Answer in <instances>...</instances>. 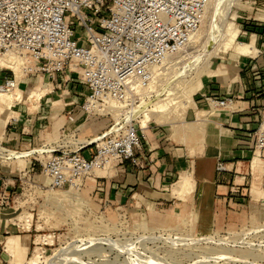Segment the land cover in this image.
I'll return each mask as SVG.
<instances>
[{
  "label": "crops",
  "instance_id": "crops-1",
  "mask_svg": "<svg viewBox=\"0 0 264 264\" xmlns=\"http://www.w3.org/2000/svg\"><path fill=\"white\" fill-rule=\"evenodd\" d=\"M250 4L253 11L264 8V0H250ZM245 13L248 15L243 17L242 30H239L244 43L237 42L238 34L236 44L246 49H231L232 53L211 63L208 73L202 77V88L195 98L188 127L181 125L174 132L149 124L144 131L143 169L126 163L104 176V191L98 195L105 203L174 210L183 207L195 212L197 226L205 232L240 227L263 205L264 19H255L253 12ZM5 76L13 77L9 71H0V82ZM44 77L50 82L47 75ZM72 84L73 90L61 100L53 96L54 84H48V89H41L44 87L39 85L34 91L42 97L34 105L35 111L23 103L7 121L2 119L1 127L8 124L4 133L8 151L46 146L43 142L47 139H50L48 146H56L57 134L61 144L81 146L109 130L113 124L110 117L87 115L81 110L86 96L82 90H87L80 84ZM207 98L231 99L232 103L217 107L210 105ZM255 133L261 136L263 147H257ZM86 153L90 158L94 148L82 152L88 158ZM220 162L225 167L223 172L217 170ZM185 174L194 187L190 194L178 196L172 188ZM5 178L0 177V185ZM12 190L10 187L7 193L11 198ZM9 226V220H0V239L8 235ZM23 239L31 241V236ZM0 264H3L2 255Z\"/></svg>",
  "mask_w": 264,
  "mask_h": 264
},
{
  "label": "built area",
  "instance_id": "built-area-1",
  "mask_svg": "<svg viewBox=\"0 0 264 264\" xmlns=\"http://www.w3.org/2000/svg\"><path fill=\"white\" fill-rule=\"evenodd\" d=\"M210 0H0V59L9 52L31 58L37 73L52 81L65 78L87 90L81 110L110 117L109 130L81 146L44 150L42 173L53 189L80 190L96 170L129 163L143 169L144 131L134 107L152 97L157 70L178 55L201 27ZM0 71H7L0 68ZM72 74L78 75L76 81ZM15 76L3 77L0 89L11 90ZM226 107L231 99L207 98ZM116 105L118 107H116ZM151 124V123H150ZM257 147H263L255 133ZM94 148L90 158L82 155ZM8 150L6 149L5 152ZM219 172L224 164L217 166ZM106 177H95L104 191ZM10 183L1 181L0 210L9 207Z\"/></svg>",
  "mask_w": 264,
  "mask_h": 264
},
{
  "label": "rangeland",
  "instance_id": "rangeland-1",
  "mask_svg": "<svg viewBox=\"0 0 264 264\" xmlns=\"http://www.w3.org/2000/svg\"><path fill=\"white\" fill-rule=\"evenodd\" d=\"M219 1L220 3L222 2L219 8L223 10H220L222 15L220 14L216 18L218 21L217 24L221 21V24L233 22L239 30H242L241 21L243 17L248 15L245 11L253 12L252 17L255 19H264V8L253 11L250 0H241L239 7L232 8L226 6L229 4L227 2L228 0H217L214 2L218 3ZM207 17V20L212 17V9L209 10ZM207 26V24H204L200 27L202 35L197 43L184 49L178 55H175L173 57L174 60L166 65L165 68H162L159 79L153 85L154 88L149 90V93H152V97L150 96L149 99H144V102L147 101V103L150 101L155 102L157 92L160 94L163 93L160 96L162 100L167 99L169 101V99H175L173 100L175 105L171 106L170 110L163 116L169 122L166 125L165 123L161 124L165 129H171L176 132L181 125L188 127V124L192 122L191 112L195 108V98L202 88V77L208 73L211 63L218 62L220 57H225L227 54L233 52L228 51L224 53L218 51L219 41L217 42V39L214 41L216 34L213 35L214 32H209L210 30L208 31ZM237 42L244 43L240 33ZM22 57H25V55ZM195 59L196 67L188 69L180 76V68L188 64V62H194ZM25 60L26 65L19 82V88L22 89H20L23 95L22 100L16 102L17 107L14 106L7 111L6 108L2 107V102H0V150H3V154H7L5 152L4 133L8 124L4 128L1 127L2 119L7 121L10 115H14L13 113L18 110L19 106H23V103L28 105L30 111H35L33 108L36 99L34 98L32 100L33 104L28 101V96L32 91L38 89L39 85L44 87L41 89H48V84H54L56 91L53 93V96L61 100L63 95H68L73 90L70 88V84L74 82H64L65 78H62L61 81L57 79L54 82L52 80L48 82L47 77L36 72L37 69L34 68L35 65L32 64L29 56L26 55ZM3 69L7 70L6 68ZM9 75L14 76L10 71ZM72 78L77 81L78 75L72 74ZM31 79L34 80L31 82ZM73 85L78 84L74 83ZM173 87L177 89L172 92L171 88ZM170 90L171 92L169 93ZM14 91L13 89L11 92ZM172 93L173 95H171ZM82 94H87V91L83 89ZM187 98H191V103L186 104V107H184L183 105L187 102ZM150 123L152 125H159L155 121H151ZM56 136L58 143L56 146H63L59 134ZM48 141L50 139L43 142L46 146L35 147L31 150H40V148L46 151L52 150L54 146L52 144L48 146ZM86 156L88 157L87 153ZM46 159V155L38 154H34L22 161L0 158V177H6L4 181L12 185L10 187H12L14 193L9 207L0 210V220H9L10 223L8 235H2L0 239L2 241L0 255L3 256V264H27L34 256L36 248H39L43 254V259L40 261V264H48V262L50 264L51 261H44V258H53V255L56 256L61 250L57 255H61L62 257L57 256L56 260L60 258L59 260L62 259L64 262L66 260L69 264H73V262L74 264H79L80 262L85 264L94 261L96 264H125V262L126 264H133L131 261L139 252L146 255H155V259L163 262L162 264L165 261V264L171 262L174 264H195L197 260L200 262L205 261L209 256L223 254L225 251L227 254L233 257L235 256L234 258L236 259L238 257L242 259L244 256V260L248 261L247 264H264V202L262 206H258L256 211L250 215L249 220L242 226L205 232L201 228H198V218L195 212L188 211L183 207L174 210L168 207L153 206L145 208L136 207L134 204L112 205L105 203L96 190L95 177L111 175L115 168H109L104 171L96 170L94 174L84 179L83 186L80 187V190H70L67 188L64 190L53 189L48 179L42 173V165ZM15 229L18 232L20 231V233H16ZM26 235L31 236V241L29 239H23ZM11 236L16 237L17 242V249L12 254L6 248L7 238ZM149 236H162L163 241L153 242L142 239L148 238ZM179 237L186 238L185 241L181 238L183 241H181L182 246L180 243L176 245L173 243L174 239ZM90 238L105 239V244L109 240L112 242L115 241L117 244L112 246V248L114 247L113 251L110 250L112 253L107 251L105 252L106 254L104 252L99 254L94 246L89 244ZM199 238H202V242ZM208 238H211L214 242L220 238L222 240L224 239L226 240H223L226 245L223 243L220 247L216 246L215 243L212 244L213 241L207 243L206 241L210 240ZM195 239H199V241ZM192 240H194V243ZM185 242L187 246H185ZM129 245L135 250L133 251ZM66 246L73 251H69V248H66ZM74 246H77V248ZM104 248L106 249L108 246L105 245ZM75 252L76 254H74ZM129 253L131 254L129 255ZM73 257L77 260L74 261ZM159 258H163L164 260ZM217 264L246 263L220 261Z\"/></svg>",
  "mask_w": 264,
  "mask_h": 264
},
{
  "label": "bare ground",
  "instance_id": "bare-ground-1",
  "mask_svg": "<svg viewBox=\"0 0 264 264\" xmlns=\"http://www.w3.org/2000/svg\"><path fill=\"white\" fill-rule=\"evenodd\" d=\"M214 1H217V0H210V2H209V5H208V7H207V9H206V12H205V15H204V18H203V21H202V24H201V27H202V25H204V24H207L208 26H207V28H208V31L209 32H214L213 33V35L214 34H216L215 35V40L214 41H216V39H217V42L219 41V44H218V51H221V52H228L229 50H231V49H234V48H236L237 49V51H244L245 49H246V46H243V45H239V44H236V40H237V36H238V34H239V29H238V27L233 23V22H225V23H222L221 24V22L220 23H218L217 24V17L222 13V12H220V10H223V9H220L219 8V6L220 5H222V2L220 3V1L217 3V2H214ZM224 1V0H223ZM229 4L228 5H226V6H229V7H239L240 6V4H241V0H228L227 1ZM225 6V7H226ZM222 7V6H221ZM229 7H228V9H229ZM230 8V9H231ZM210 9H212V17L210 18V19H208L207 20V15H208V13H209V10ZM227 9V10H228ZM224 10H225V8H224ZM226 10V11H227ZM228 13H229V11H227ZM228 13H224V14H228ZM232 14V13H231ZM222 15V14H221ZM231 16V15H230ZM207 17V18H206ZM222 17V16H221ZM224 17V16H223ZM225 18V17H224ZM223 18V19H224ZM227 19V18H226ZM225 20V19H224ZM223 20V21H224ZM202 32H201V30H199L195 35H193L192 37H191V39H190V42L188 43V45H187V47H185L184 49H187L188 47H190L191 45H193V44H195V43H197L198 41H199V39H200V37H201V34ZM212 38V37H211ZM213 40V39H212ZM211 42V41H210ZM213 42V41H212ZM23 55L22 54H20V53H15V52H9L8 54H6L3 58H1L0 59V67H3V68H6L8 71H10V72H12L13 74H14V76H15V79H16V81H18V82H16L15 81V86H14V92H11L13 89H11V90H5V89H0V102H2V107H4V108H6V111L7 110H10L12 107H14L15 106V104H16V102H20L21 100H22V93H21V88H19V82H20V80H21V75H22V71H23V69L25 68V65H26V60H25V58H26V55H25V57H22ZM173 57H175V56H172V57H170V58H168V59H166V61H164V68L166 67V65H168V64H170L174 59H173ZM188 57V56H187ZM190 61V60H189ZM194 61V60H193ZM196 59H195V61L194 62H188V64H186V65H184L182 68H180L181 69V72H180V76L182 75V74H184V72H186L188 69H191V68H193V67H196ZM195 65V66H194ZM160 70H162V69H158L157 70V72H158V75H160ZM187 74V73H186ZM176 75V74H175ZM188 75V74H187ZM17 83H18V85H17ZM192 83H194V82H192ZM192 83H191V85H192ZM190 86V85H189ZM154 87L152 86L151 87V90L153 89ZM21 89V90H20ZM173 89H175V87H173V88H171V90H172V92L173 91H176V89L175 90H173ZM171 90L169 91V93L171 92ZM178 91V90H177ZM168 92V91H167ZM157 94V96H156V99H155V102L153 101H150V102H148L147 103V101L146 102H142L140 105H138V106H136V107H134V109H133V111L131 112L132 113V117H131V119L132 118H134V119H140V123H141V126H142V128L143 129H147L148 128V124L151 122V121H155V122H157L159 125H161V124H163V123H165V125H166V123L168 124L169 122L167 121L168 119H165L163 116H165L166 114L165 113H167L169 110H170V108H171V106H173V105H175L174 104V102H173V100H175V99H172V100H170L169 99V101H167V99H164V100H162V99H160V96L163 94H160V93H156ZM175 94V93H174ZM171 95H173V93L171 94ZM171 95H170V97H171ZM177 95V94H176ZM169 96V95H168ZM42 97V94H37V92L36 91H33V92H31L30 94H29V96H28V101L29 102H31L32 104H33V102H32V100L35 98L36 99V102H35V105L36 104H38V101L40 100V98ZM149 101V100H148ZM167 101V102H166ZM190 104L191 103V98L189 99V98H187V102H185V104L183 105L184 107H186V104ZM116 107H117V105H116ZM190 129V128H189ZM3 151V150H2ZM2 151L0 150V158H7V159H10V160H18V161H22V160H24V159H26V158H28V157H30V156H32V155H34V154H38V155H42L43 153H44V150H41V148H40V150H31V151H29V152H20V151H14V150H9V151H7L8 153L7 154H3L2 153ZM257 162V159L255 160V163ZM184 177H183V179L178 183L177 182V184H175V186H174V188H172L173 189V191H174V193L175 194H178V196H179V194L181 195H183V194H190L191 193V191H192V189H193V187H194V185H193V187H192V181H191V178L187 175V174H185V175H183ZM76 193V192H75ZM174 195V194H173ZM185 195V196H186ZM175 197H177V196H175ZM181 198V197H180ZM249 233V232H248ZM256 233V232H255ZM245 235H247V234H245ZM169 236V235H168ZM182 238V237H181ZM181 238L179 237V238H175L174 239V244L176 245V244H181V246H182V243H181ZM184 238V237H183ZM182 238V239H183ZM110 239V238H109ZM143 240H150V241H153V242H160V241H163V238H162V236H157V237H155V236H152V237H146V238H142ZM188 239H190V238H188ZM192 239H194V238H192ZM200 239V241H201V239L202 238H199ZM199 239L198 240H196V241H199ZM208 239H210L209 241H206L207 243L208 242H210V241H213L211 238H208ZM88 240V239H87ZM184 241L186 240V238L185 239H183ZM191 240V239H190ZM189 240V241H190ZM224 240V239H223ZM221 238L218 240V241H213V243L212 244H216V246H222L223 245V243H224V241H226V240H224L223 241ZM105 239H96V238H90L89 239V244H92L93 246H94V248L97 250V252H99V254L101 253V252H107V251H110V250H112L113 251V248H112V246H115L117 243H115V241L114 242H112V241H108V243H106L105 244ZM138 241H140V240H138ZM194 240H192V242H193ZM203 241H204V239H203ZM223 241V242H222ZM80 242V241H79ZM83 242V241H82ZM81 242V243H82ZM118 242V241H117ZM143 242V241H142ZM141 242V243H142ZM168 242H170V241H168ZM183 242V241H182ZM202 242V241H201ZM16 238L15 237H11V238H9L8 239V241H7V250H10L9 252L12 254L15 250H16ZM80 243V244H81ZM124 243V242H123ZM123 243H122V245H123ZM194 243V242H193ZM197 243V242H196ZM196 243H195V245H196ZM222 243V244H221ZM76 244V243H75ZM126 244V243H125ZM131 244V243H130ZM184 244H186V242L184 243ZM190 244H192L191 242H190ZM225 245H226V243H224ZM108 246V248H104V246ZM133 245H134V243H133ZM189 245V244H188ZM69 246V245H68ZM68 246H66V248L68 247ZM80 246V245H79ZM82 246V245H81ZM86 246H88V245H86ZM124 246H126V245H124ZM129 246H131V245H129ZM184 246V245H183ZM185 246H187V244L185 245ZM70 247V246H69ZM68 247V248H69ZM74 247H76L77 248V246H74ZM123 247V246H122ZM132 247V246H131ZM138 247V246H137ZM173 247H175L174 245H173ZM224 247V246H223ZM66 248H64V250H66ZM127 248V247H126ZM125 248V249H126ZM136 248V247H135ZM143 248V247H142ZM145 248V247H144ZM74 249V248H73ZM132 249H133V251L135 250L133 247H132ZM73 251L71 248H69V251ZM79 251H80V249H78ZM117 250V249H116ZM128 250V249H127ZM60 251V250H59ZM62 251V250H61ZM60 251V252H61ZM79 251H78V253H79ZM84 251V250H83ZM124 251V250H123ZM7 252V251H6ZM59 252V253H60ZM111 252V251H110ZM116 252V251H115ZM131 252V251H130ZM224 252V251H223ZM59 253H57V254H59ZM86 253V252H85ZM89 253V252H88ZM112 253V252H111ZM122 253V252H121ZM132 253V252H131ZM131 253H129V255L131 254ZM133 253H136V252H133ZM224 253H226V251L224 252ZM218 254V255H212V256H209V258L208 259H205V261H198L197 260V262L195 261V264H201V263H212V264H217V263H219L220 261H229V262H231V263H246L247 264V262L248 261H246V260H244L245 259V257L243 256V260L241 259V258H239L238 257V259H236V258H234L233 256H231V255H229V254ZM56 254V256L55 255H53V258H49V259H47V257H45L44 259V261H48V260H50L51 261V263L50 264H69V262H66V260H65V262L64 261H62V259L61 260H59L58 258H57V260H56V257L57 256H61V255H57ZM62 254V253H61ZM67 254V253H66ZM65 254V255H66ZM69 255H70V253H68ZM74 254H76V252L74 253ZM74 254H72V255H74ZM79 254H81V253H79ZM78 254V255H79ZM82 254H84V253H82ZM102 254V253H101ZM106 254V253H105ZM125 254H126V252H125ZM63 255V254H62ZM68 255V256H69ZM98 255V254H97ZM109 255V254H108ZM124 255V254H123ZM128 255V256H129ZM43 254L41 253V250L39 249V248H36V250H35V253H34V256L28 261V263L27 264H40V261L43 259ZM55 256V257H54ZM64 256V255H63ZM71 256V255H70ZM77 256V255H76ZM75 256V257H76ZM121 256V255H120ZM134 256V255H133ZM13 257V256H12ZM62 257V256H61ZM72 257V256H71ZM70 257V258H71ZM83 257V256H82ZM67 258V257H66ZM74 258V257H73ZM77 258V257H76ZM126 259H127V257H125ZM199 258V257H198ZM204 258V257H203ZM47 259V260H46ZM89 259H90V256H89ZM159 259H163V258H159ZM240 259V260H239ZM68 260V259H67ZM77 259H75L74 258V261H76ZM80 260V259H79ZM79 260H78V263H79ZM91 260V259H90ZM164 260V259H163ZM69 261V260H68ZM72 261V260H71ZM80 261H82V260H80ZM125 261V260H124ZM12 262V261H11ZM86 262V261H85ZM87 262H88V260H87ZM129 262V261H128ZM133 264H162L163 262H160V261H157L156 259H155V255L153 256V255H146V254H143V253H137V255L136 256H134V258L132 259V261H131ZM170 262V261H169ZM47 263V262H46ZM82 262H80L79 264H81ZM165 263H166V261H165ZM164 263V264H165ZM193 263V262H192ZM48 264H49V262H48ZM73 264H74V262H73ZM83 264V263H82ZM85 264H96L95 263V261L94 262H88V263H85ZM110 264V263H109ZM122 264V263H121ZM125 264H126V262H125ZM167 264H174V263H167ZM175 264H178V263H175Z\"/></svg>",
  "mask_w": 264,
  "mask_h": 264
}]
</instances>
